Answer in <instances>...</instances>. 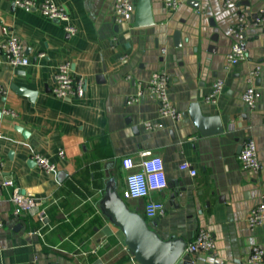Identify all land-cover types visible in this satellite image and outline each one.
Instances as JSON below:
<instances>
[{
	"label": "crops",
	"instance_id": "crops-1",
	"mask_svg": "<svg viewBox=\"0 0 264 264\" xmlns=\"http://www.w3.org/2000/svg\"><path fill=\"white\" fill-rule=\"evenodd\" d=\"M52 1L67 10L74 34L37 9L0 0V44L6 26L30 61L17 68L0 64V156L4 178L12 180L4 187L0 178V264H129L133 254L124 234L100 202L111 181L122 197L129 170L121 160L139 163L144 151L162 159L167 177V186L150 195L165 204L164 214L144 218L159 238L188 243L205 228L215 249L191 253L195 264H247L252 247L264 249V225L247 222L249 211L264 204V25L245 30L246 59L229 67L226 55L233 41L228 27L241 14L254 18L264 0H184L174 11L151 0L153 24L143 27L134 26V11L117 24L115 0ZM61 63L84 81L80 98L51 93ZM256 67V97L248 107L242 95ZM155 71L169 77L168 98L184 113L178 122L161 117L144 89ZM215 79L224 82L223 90L215 103L206 102ZM19 87L35 91L34 101ZM194 102L203 115L220 117L222 132L199 133L189 114ZM246 138L262 163L258 175L237 159ZM34 154L55 163L56 172L37 166ZM185 163L195 175L181 168ZM14 189L43 202L44 212L15 216ZM123 200L144 217L145 199Z\"/></svg>",
	"mask_w": 264,
	"mask_h": 264
},
{
	"label": "built area",
	"instance_id": "built-area-1",
	"mask_svg": "<svg viewBox=\"0 0 264 264\" xmlns=\"http://www.w3.org/2000/svg\"><path fill=\"white\" fill-rule=\"evenodd\" d=\"M10 2L14 6L24 9H37L43 16L50 20H57L64 24V29L69 34H74L76 29L69 23V14L67 10L53 2L52 0H3ZM164 7L168 11L176 10L184 0H162ZM230 2V1H227ZM134 4L129 0H115L113 4L114 18L117 24H121L130 18L133 12ZM249 25L263 26L264 25V3L258 10L256 16L252 19H247L243 14L239 15L237 20L228 27V32L233 41L229 52L226 55L227 66H233L247 58L248 47L245 37V30ZM1 32L4 40L0 44V64L7 62L12 67H23L29 64V57L25 54L24 49L18 38L11 34L6 26H3ZM165 52V48H162ZM42 55V54H41ZM260 68L256 67L249 72L250 84L244 90L242 95L243 102L248 107L254 106L256 90L253 85V78L259 74ZM169 77L164 71L153 72L145 85L146 93L150 98L154 99L158 104L159 115L161 117H170L173 121L178 122L182 119L184 113L177 110L170 99L168 98L167 86ZM224 87V82L221 79H215L211 85L208 95L205 97L206 102L215 103L218 95ZM1 89V87H0ZM53 96L61 99L80 98L84 93V81L79 78H74L71 73L69 63H61L57 66L54 75L53 85L51 87ZM141 94L140 90L136 96H133L130 101H134ZM9 114H14L12 111H6ZM146 128L154 126L153 122H145ZM58 155L63 157V151L59 150ZM142 159L139 163H135L130 156H125L121 160V166L129 173L125 176V188L122 191L123 198L145 199L144 203V218L152 220L164 214L165 204L161 201L154 200L150 195L152 191H159L167 186V177L164 170L162 159L157 155H151L149 151L140 153ZM31 159L46 172L54 173L57 170L56 164L50 161L47 157L40 154H34ZM237 159L244 169L253 175H258L262 169V163L257 155V150L254 141L251 138H246L242 145ZM138 167L137 170H133ZM183 169H188L191 175H195L196 171L190 169V165L185 163ZM4 162L0 156V178L1 184L4 187L12 185V180L4 178ZM9 200L13 205L12 213L19 216L23 213L35 215L44 212L46 209L39 199L20 193L14 189L9 194ZM249 226L264 225V204H259L253 207L247 216ZM41 235L40 231H33ZM215 249V242L212 233L200 228L194 238L186 245L185 251L208 252ZM95 250H93V253ZM247 264H264V249L254 246L252 247L247 259ZM129 264H140L134 258Z\"/></svg>",
	"mask_w": 264,
	"mask_h": 264
},
{
	"label": "water",
	"instance_id": "water-1",
	"mask_svg": "<svg viewBox=\"0 0 264 264\" xmlns=\"http://www.w3.org/2000/svg\"><path fill=\"white\" fill-rule=\"evenodd\" d=\"M133 11L135 27L153 24L151 0H137ZM173 39L177 46L181 44L179 32L176 31L173 34ZM97 79L101 80L102 76H98ZM16 90L26 94L31 102L34 101L35 91L25 87H19ZM189 114L201 135H211L223 131L220 117L218 115H203L199 103L191 104ZM15 129L22 131L19 126H15ZM100 208L122 231L127 249L140 264H195L191 253L185 251L187 243L174 237L168 240L159 238L143 216L131 211L126 206L112 181L106 187Z\"/></svg>",
	"mask_w": 264,
	"mask_h": 264
}]
</instances>
